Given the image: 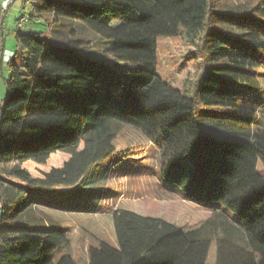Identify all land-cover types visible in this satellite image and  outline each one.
I'll return each instance as SVG.
<instances>
[{"label":"trees","instance_id":"16d2710c","mask_svg":"<svg viewBox=\"0 0 264 264\" xmlns=\"http://www.w3.org/2000/svg\"><path fill=\"white\" fill-rule=\"evenodd\" d=\"M22 1L28 19L51 16L59 32L79 22L110 47L91 56L74 30L58 37L17 26L0 104V264H79L67 229L26 220L28 194L90 197L92 169L128 150L115 124L142 132L159 150L162 178L213 210L179 226L118 209V246H89L88 264H206L214 241L216 264H264V129H252L257 107L243 105L262 89L264 0L246 8L226 0ZM176 37L204 60L193 95L158 72V40ZM59 150L67 160L33 178L28 164H46Z\"/></svg>","mask_w":264,"mask_h":264},{"label":"rangeland","instance_id":"374dc122","mask_svg":"<svg viewBox=\"0 0 264 264\" xmlns=\"http://www.w3.org/2000/svg\"><path fill=\"white\" fill-rule=\"evenodd\" d=\"M259 1L261 0L224 2L246 8ZM30 10L31 6L22 0H16L8 10L5 28L8 45L12 50L17 48V19L25 15V30L51 32L58 37L72 35L74 30L73 36L83 41L81 52L91 56H107L110 41L103 39L87 26L77 22L69 24L66 28L60 27L59 32L53 27L51 16L28 19ZM20 58L21 53L16 60L19 61ZM203 68L204 60L198 47L188 40L180 37L158 40V72L174 87L193 95L195 83ZM260 71L263 73L260 93L243 101L244 106L257 107L253 130L264 129V67ZM6 72L7 75L0 78V101L6 92L5 80L8 78V71ZM115 127L127 142L128 150L124 154H118L111 165L92 169L90 174L96 175L97 178L90 183V188L95 189L90 197L84 193L79 199L70 202L65 195L46 194L39 197L28 194L33 203L26 213V220L40 228L59 226L67 229L70 237L68 250L79 264H88V248L91 245L106 241L118 246L113 220V214L118 209L159 217L179 226L199 224L207 219L213 210L207 201L187 199L176 186L162 178L159 150L142 132L128 124H115ZM69 155L68 152L55 151L46 164L30 162L28 169L33 178H42L44 172L53 166L62 165ZM259 170L264 172L261 165ZM230 214L234 217L232 212ZM216 253L217 244L214 241L206 264H216Z\"/></svg>","mask_w":264,"mask_h":264},{"label":"built area","instance_id":"2783aa9c","mask_svg":"<svg viewBox=\"0 0 264 264\" xmlns=\"http://www.w3.org/2000/svg\"><path fill=\"white\" fill-rule=\"evenodd\" d=\"M16 0H3L0 5V67L6 66L9 64V62L15 57L17 51L19 50V46H17L16 50L8 49L1 47V44L3 43L4 39V33H5V18L7 17L8 10L11 5ZM26 22V16L23 15L19 18L17 26L23 27ZM2 103V100L0 101V104ZM3 203L0 200V209L2 208Z\"/></svg>","mask_w":264,"mask_h":264},{"label":"crops","instance_id":"0c3cea01","mask_svg":"<svg viewBox=\"0 0 264 264\" xmlns=\"http://www.w3.org/2000/svg\"><path fill=\"white\" fill-rule=\"evenodd\" d=\"M6 32L7 31L5 30L4 39H3V43L1 44V47L11 49L10 46L8 45V38L6 37ZM6 71H8V76H9L8 66L7 65L6 66L3 65V66L0 67V78H4L7 75V72ZM3 98H4V96H3Z\"/></svg>","mask_w":264,"mask_h":264}]
</instances>
